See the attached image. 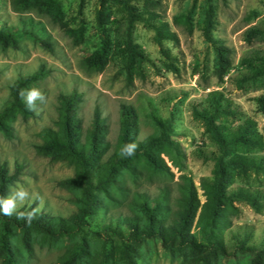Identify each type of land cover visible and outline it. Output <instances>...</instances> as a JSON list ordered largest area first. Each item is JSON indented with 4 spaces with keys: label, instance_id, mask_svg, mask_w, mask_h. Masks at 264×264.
Instances as JSON below:
<instances>
[{
    "label": "rangeland",
    "instance_id": "rangeland-1",
    "mask_svg": "<svg viewBox=\"0 0 264 264\" xmlns=\"http://www.w3.org/2000/svg\"><path fill=\"white\" fill-rule=\"evenodd\" d=\"M57 2L58 10L39 12L30 7L19 12L11 0H0V29L23 25L52 45L51 51L45 50L27 35L19 38L17 49L3 50L0 46V110L10 99V86L18 77L31 75L40 68L44 72L43 78L24 89L26 101L31 91L38 93L31 101L33 117L23 120L13 111L8 121L13 137L8 139L0 133V165L6 164L9 175L16 165L21 166L5 199V204L11 201V209L32 207L61 218L77 211L75 191L58 184L74 176L73 166L53 161V153L39 148L43 141L38 134L46 127L56 128L58 95L74 90L82 95L77 111L82 133L90 127L96 108L104 120L101 136L110 147L99 164L115 152L121 104L135 111L136 141L158 133L156 121H160L168 137L178 143L179 167L168 163L173 178L164 182L158 177L143 181L131 188L130 196L135 190L154 196L162 183H167L174 202L182 175L193 178L201 195L200 181L210 176L213 167V162L201 153L216 152L217 147L205 133L202 122L194 118V108L202 115L214 114L215 108L235 109V114L219 115L216 119V123L231 129L246 119L254 120L262 135L259 146L234 144L228 149L242 155H264V111L259 110L255 101L264 95V0H133L139 12L158 17L157 31L142 22L133 24L132 39L143 54L142 60L130 57L125 43L127 21L110 2L105 11L110 19L103 31L97 23L99 0ZM208 10L212 38L229 50L230 70L221 82L214 75V46L203 35ZM56 14L66 27L82 24L80 44L74 45L62 25L53 20ZM103 45L107 50L104 70H84L81 61ZM260 181L264 188V178ZM126 205L124 202L110 209L108 215L129 214ZM239 206L242 214L235 225H253L255 235L259 236L264 217L251 212L245 204ZM19 238L15 234L10 241L24 254L23 264H57L70 245L67 239L41 245L39 237L32 235L26 241L30 247L26 251ZM100 242H89L90 257L82 264H128L119 241L111 238L104 245ZM125 244L135 264H191L196 256L189 249L168 250L157 240L140 244L129 240ZM217 264L227 263L220 260Z\"/></svg>",
    "mask_w": 264,
    "mask_h": 264
},
{
    "label": "trees",
    "instance_id": "trees-1",
    "mask_svg": "<svg viewBox=\"0 0 264 264\" xmlns=\"http://www.w3.org/2000/svg\"><path fill=\"white\" fill-rule=\"evenodd\" d=\"M133 0H99L97 23L101 31L109 22L106 11L110 2L127 21L125 43L131 58L142 60L132 39V28L136 22L145 23L155 31L157 15L139 12ZM15 10L22 12L34 7L39 12L50 8L59 9L57 0H11ZM204 38L214 46L216 63L214 75L222 81L230 70L227 59L229 50L219 46L211 36V10H208ZM53 20L61 24L64 33L74 45L83 40L84 28L66 27L56 14ZM29 36L45 50L51 51L48 39L40 37L32 30L20 25L16 28L0 29V46L18 48L19 38ZM164 52V51H163ZM106 45L94 55L81 61L86 71L101 72L107 65ZM43 68L37 72L18 77L10 86V99L0 110V133L6 138L13 137L8 121L13 111L23 120L33 117L32 103L24 99L27 85L43 78ZM77 91L58 95V117L56 128L46 127L38 133L43 141L40 149L53 153V161H61L73 166L74 176L58 182L59 186L75 191L77 211L68 218L50 216L32 207L10 209L5 214L3 208L8 188L21 170L16 165L14 173L8 174L6 164L0 165V264H23L24 254L11 241L19 234V241L26 251V242L32 235L39 237L41 245H52L67 239L70 245L61 254L57 264H82L90 257L89 242L93 239L104 245L107 239L115 238L123 245V255L128 264H135L130 257L125 242L140 244L157 240L164 248L177 247L191 250L196 256L191 264H217L220 260L227 264H264V226L256 236L253 225H235L242 211L239 204H245L251 212L264 217V188L260 178H264V155H242L231 152L228 147L245 144L258 147L262 135L252 119L244 120L234 129L216 123L219 115H233L235 109L215 108L214 114L202 115L195 108L193 116L202 122L205 133L216 145V152H209L203 158L213 162L210 176L200 181L198 189L189 175H182L178 186V197L174 202L167 183L151 196L131 188L143 181L158 177L162 181L171 180L173 174L168 163L179 167L178 143L168 137L160 121H156L158 133L143 141L135 140V111L125 104L120 105L121 124L115 152L103 163L100 157L109 149V143L101 136L105 130L104 120L96 108L90 127L82 133L77 111L82 102ZM260 111H264V95L255 99ZM83 134V135H82ZM130 196V197H129ZM129 200L127 201V199ZM127 202L129 214L108 215L110 209ZM94 228V229H93Z\"/></svg>",
    "mask_w": 264,
    "mask_h": 264
},
{
    "label": "clouds",
    "instance_id": "clouds-1",
    "mask_svg": "<svg viewBox=\"0 0 264 264\" xmlns=\"http://www.w3.org/2000/svg\"><path fill=\"white\" fill-rule=\"evenodd\" d=\"M37 95H38V93H37L35 90L31 91V92L29 93V96H28V101H29V103H31V101L34 100V99L36 98ZM11 208H12V203H11V201H9V202H7V203L4 205V208H3L5 214H8V213L10 212V209H11Z\"/></svg>",
    "mask_w": 264,
    "mask_h": 264
}]
</instances>
